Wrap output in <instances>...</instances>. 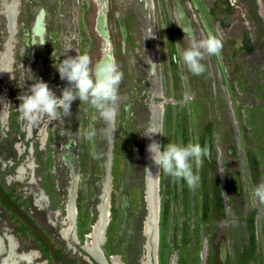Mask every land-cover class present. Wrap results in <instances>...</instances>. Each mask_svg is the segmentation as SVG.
I'll use <instances>...</instances> for the list:
<instances>
[{"label": "rangeland", "instance_id": "1", "mask_svg": "<svg viewBox=\"0 0 264 264\" xmlns=\"http://www.w3.org/2000/svg\"><path fill=\"white\" fill-rule=\"evenodd\" d=\"M11 1L0 0V55L10 38ZM101 1L104 26L96 22L98 0H18L13 76H0V183L76 264H112V255L124 264H264V205L252 195L264 183V0ZM39 11L44 29L35 36ZM182 29L197 38L211 32L223 40L221 54L203 61L202 75H192L172 60L177 43L181 49L187 46ZM68 47L66 55L88 53L93 64L112 55L124 74L110 142L99 131L105 127L102 121L95 124L94 142L77 132L87 129L94 112L79 99L63 122L29 125L17 110L20 94L34 77L58 96L69 86L54 66ZM152 128L163 133L153 135L162 145L199 142L208 149L202 167L194 166L200 176L194 189L162 170L150 174L152 179L159 175L157 252L156 230L144 234L150 143L144 134ZM108 176L111 212L108 223L100 225L104 239L89 237L101 219ZM74 177L73 225L80 242L71 243L76 251L60 233ZM9 236L18 239L22 251L38 250L39 257L9 252ZM87 240L94 241L101 260L83 249ZM0 244L1 257L9 256L15 264H51L47 251L1 205Z\"/></svg>", "mask_w": 264, "mask_h": 264}, {"label": "clouds", "instance_id": "2", "mask_svg": "<svg viewBox=\"0 0 264 264\" xmlns=\"http://www.w3.org/2000/svg\"><path fill=\"white\" fill-rule=\"evenodd\" d=\"M182 30L184 37L187 38V46L181 49L177 43V52L172 56V60L177 64L182 63L192 75H202L206 71L203 61L206 57L221 54L223 40L211 32L197 38L194 32ZM70 48L72 47H68L62 54L65 58L63 60L58 58V62L54 65L60 79L66 80L69 86L62 88L58 96L47 82L34 77V82L27 92L20 94L21 103L17 110L21 118L29 125H36L44 120L48 123L63 122L64 118L72 115L71 104L79 99L80 104L89 105L94 112L91 114L87 129L79 128L77 132L83 139L94 142L97 136L95 124L102 121L105 127L99 131L110 142L120 114L119 88L124 74L112 55L93 64L88 53H79L76 50L77 55H66ZM0 71L10 72V70L2 69ZM157 133L163 135L155 128L150 129L144 135L150 139L146 151L152 163L158 168V172L162 170L166 176L174 180H183L188 188H196L200 176L194 172V166L196 169L202 167L207 158L208 149L199 142H188L187 144L168 142L162 145L153 138V135ZM92 155L97 159L100 157V154L95 151ZM222 195L228 196L223 192ZM252 195L264 205V183L255 186Z\"/></svg>", "mask_w": 264, "mask_h": 264}, {"label": "bare ground", "instance_id": "3", "mask_svg": "<svg viewBox=\"0 0 264 264\" xmlns=\"http://www.w3.org/2000/svg\"><path fill=\"white\" fill-rule=\"evenodd\" d=\"M100 1L101 0H98L99 9H98L97 17H96V22H97L98 26H100V24L102 23L104 12H105V9H103V4L101 3L102 1L101 2ZM18 6H19L18 0H12L10 2V4H8V13H9L8 17L10 19V28H9V30H10V38H9L8 42L6 41L7 42L6 50L3 51L1 53V55H0V69H2V70H10V72H8V71H0V76L4 80H9L11 78V75H12V63H13L12 48H13V45H14L15 32H16L14 23L16 21V14L18 12ZM177 14H178V16H180L182 19L185 20V21L183 20L185 23H188L187 19L184 17V15H183L181 10H178ZM6 25H7V23H6ZM43 29H44L43 13L39 11L37 13L36 19L33 22V29L32 30H33V33H34L35 36H40L42 34ZM150 29H151L150 26L147 25V30L146 31L150 32ZM103 47H104L103 50H105L106 47H105L104 43H103ZM105 51H107V50H105ZM155 117H156V115L154 116V119H155ZM44 137L45 136H43V138ZM147 160H148V165H149L148 166V170L150 172H152L151 170L155 167L156 168V172H157V167L154 164H152V161L149 158V153L147 155ZM149 171H148V175H147V187H146V189L148 188L147 189L148 195L146 196L147 201H148V215H147V218H146V221H145V225H144V231H145L144 234H146V235L151 234L154 229L156 230V226L155 225H156V221H157V218H158V213H157L158 204L157 203L159 201V196L156 193L155 194L151 193L152 191L158 192L157 186L159 184V179H158L157 175L154 177V179H152L150 177L151 173H149ZM77 182H78L77 177H74L71 180V185H70V190H69V192H70V205H69V208H68L69 212H67L68 216L66 217V222H65V225H64L65 227H63L61 229V231H60L61 236L67 241V243L70 246V248H74V246L71 243L72 241L75 242V243H79L80 242V239L78 237L79 235L75 231L74 225H73V223L75 224L74 219L76 217V210H75L76 206L74 205V200H75V197H76V192L75 191H76ZM103 186H104L103 187V191H104L103 204L100 205L101 219H100V222L97 225L94 226L93 231L91 233H89L88 236L94 238L97 234H99V235H102V237L104 239V235H103L104 234V228L103 227H102L103 229L100 228V225L103 224V223H104V225H106L108 223L109 214L111 212V210L109 212V203H108V198H107L108 197V193H109L110 188H111V178H110V176H108L106 178ZM35 204L38 205V206L41 205L38 201H36ZM41 207H43V206H41ZM59 213H60V211H59ZM3 237H4V235H3ZM8 239H9L8 242H10V251L9 252L15 253V248H16V245H17L15 239L12 238L11 236H9ZM90 240L85 241V243L82 245L83 249L86 250L89 254L93 255L96 259L101 260L100 259V256H101L100 252L95 250L96 247L94 248V246H93L94 241H90ZM1 247L2 246L0 244V264H15V260H13L11 257H9V256L8 257H1V254H2V248ZM223 249H224V247L222 246V248L220 249L221 253H223V251H224ZM16 255L19 258L20 257H25L27 255H30V256H33V257H39L40 253H39L38 250L32 249V250H30L28 252L27 251H22L20 254H16ZM201 256H202V258H204L205 249L201 252ZM223 257H224V253H223ZM110 260H111L112 264H124V262L120 259L119 255H112L110 257ZM204 260L205 259H203V261ZM39 264H45V262H41ZM142 264H149V263H148V261H143ZM174 264H176V263H174Z\"/></svg>", "mask_w": 264, "mask_h": 264}, {"label": "water", "instance_id": "4", "mask_svg": "<svg viewBox=\"0 0 264 264\" xmlns=\"http://www.w3.org/2000/svg\"><path fill=\"white\" fill-rule=\"evenodd\" d=\"M104 24H105V13H104V18H103V26H104ZM151 171L156 172V168L154 167ZM157 172H158V168H157ZM157 177L159 179V175H157ZM157 189H158V186H157ZM146 191H147V189H146ZM156 194L158 195V192ZM0 199L9 208L10 212L13 213L15 215V217L20 220V222H22L29 229H31L42 240V242L46 246L47 253L49 255V261L51 262V264H65L60 260L58 254H57V251H56V246H55L52 238L46 233V231L42 227H40L37 223H35L27 214H25L16 205V203L12 200V198L6 193V191L1 186H0ZM157 204H158V208H157L158 218L156 221V234H157L156 252H157V249L159 246V244H158V242H159V210H160L159 201ZM15 239H16V243H17L16 248H15V252L19 254L22 252V250L20 249V244H19L18 239L17 238H15ZM67 245H68V243H67ZM72 249H73V251L77 250V248L75 246ZM223 250H224L223 253L225 256V249H223ZM105 260L107 263V259H105ZM100 263H102V262H100ZM204 264H205V262H204Z\"/></svg>", "mask_w": 264, "mask_h": 264}, {"label": "trees", "instance_id": "5", "mask_svg": "<svg viewBox=\"0 0 264 264\" xmlns=\"http://www.w3.org/2000/svg\"><path fill=\"white\" fill-rule=\"evenodd\" d=\"M0 186L6 191V193L12 198V200L16 203V205L25 213V214H27L35 223H36V221L22 208V205H21V203L16 199V198H14L13 197V193L12 192H10V191H8V190H6L5 189V187L0 183ZM0 205L7 211V212H9L10 213V217L12 218V219H14V221L16 222V223H18L19 224V228L22 230V231H28L30 234H32L34 237H35V239L40 243V245H41V247L45 250V251H47V249H46V246L44 245V243L42 242V240L37 236V234H35L31 229H29L26 225H24L22 222H20V220L19 219H17L16 217H15V215L13 214V213H11L10 212V210H9V208L5 205V203L0 199ZM55 244V243H54ZM56 246V245H55ZM56 251H57V254H58V256H59V258H60V260L63 262V263H65V264H76V262H75V258L73 257V259L72 260H70L69 258H68V254L67 253H65L64 251H61L58 247H56Z\"/></svg>", "mask_w": 264, "mask_h": 264}, {"label": "flooded vegetation", "instance_id": "6", "mask_svg": "<svg viewBox=\"0 0 264 264\" xmlns=\"http://www.w3.org/2000/svg\"><path fill=\"white\" fill-rule=\"evenodd\" d=\"M184 20V19H183ZM56 247H58L61 251H64L61 247H59L56 243Z\"/></svg>", "mask_w": 264, "mask_h": 264}]
</instances>
